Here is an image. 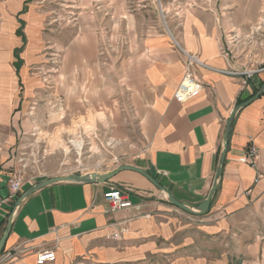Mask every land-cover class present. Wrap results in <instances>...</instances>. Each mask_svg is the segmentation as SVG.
<instances>
[{
  "label": "crops",
  "instance_id": "1",
  "mask_svg": "<svg viewBox=\"0 0 264 264\" xmlns=\"http://www.w3.org/2000/svg\"><path fill=\"white\" fill-rule=\"evenodd\" d=\"M79 5L73 24L48 33L49 40L45 31L52 25L45 24L50 19L37 20L39 34L24 55V87L14 58L19 42L13 38L3 46L0 39V239L12 220L3 253L11 257L5 264H37L38 254L49 250L56 260L46 264L230 263L216 253V263L211 262L208 240L199 243L201 232L187 235L192 227L179 224L182 210L169 202L168 193L193 207L207 199L226 123L238 102L250 99L264 82V74L245 84L213 70L264 60V51H253V0H169L165 32L154 0H138L133 7L132 0ZM173 39L212 68H195L204 88L184 104L174 98L185 66ZM46 41L52 42L49 47ZM39 64L51 74L48 84L30 73ZM89 115L95 119L93 136L107 152L148 172L165 191L124 171L105 184L45 187L15 209L20 197L10 199L8 176L24 143L36 147L33 143L41 140L51 152L46 162L57 170L65 161V129ZM55 137L61 143L57 147L50 144ZM250 146L259 151L254 165L246 162ZM39 183L28 182L23 194ZM113 188H130L133 207L112 212L105 194ZM263 198L264 94L235 117L219 190L209 213L198 218L207 224L202 235L226 237L244 228L242 234L252 236L248 242L239 238L245 249L240 264L263 263L261 243L246 228ZM215 219L221 222L213 224ZM121 230V240H113Z\"/></svg>",
  "mask_w": 264,
  "mask_h": 264
},
{
  "label": "rangeland",
  "instance_id": "2",
  "mask_svg": "<svg viewBox=\"0 0 264 264\" xmlns=\"http://www.w3.org/2000/svg\"><path fill=\"white\" fill-rule=\"evenodd\" d=\"M80 1L85 2L89 0H0L1 42L3 46L8 44L13 38L15 40L17 39L19 42L18 46L15 48L14 58L17 61L15 62V66L20 82V88L24 87L22 84L23 77L21 76V71L25 64L24 55L28 49L31 48V41L34 40V34H39L38 30L41 28V26H39V28L37 27V20L40 18H45L46 20L50 19V21H47L45 24L52 25L49 30L46 29L45 31L47 40H49L48 33L57 34L58 29H66L71 25L70 23L73 24L76 14L79 12L78 6H80ZM137 1L138 0H132V4L135 5L131 6H136ZM187 1L189 0H178V2L182 3H186ZM200 1L201 0H194L195 3H199ZM166 2H169V0H154L157 10L159 11L161 28L164 32L167 31L166 27L168 26ZM255 17L257 22L253 24V51H256L257 49L258 53H261L264 51V0H253V18ZM32 21H34V27H32ZM30 26L35 30L32 31ZM46 27L48 28L49 26ZM46 42L49 44L47 47H49L50 43H52L51 41ZM172 45L173 48L178 50L173 40ZM263 63L264 60H258L255 63L253 62V65L234 70H254ZM30 73L34 76L37 75V77H40L39 79H42L48 84V76L51 74L43 72L40 64L38 67L31 69ZM234 78L241 79L239 77ZM262 84H264V82L258 84L257 88ZM21 92L23 91L20 90V93ZM94 129L95 119L90 115L88 119H74L73 122L69 123V128L65 129L67 133L66 143L62 144L64 145V150L66 151L64 152L66 155L63 156L65 161L63 165L61 163L57 170L53 169L52 166H49L46 162L45 158H47L51 152L49 151V148L42 147L44 143L41 140L33 143L36 144V147L32 146L31 142H29V144L24 143L23 150H21L13 170L17 169L23 171L27 182L35 184L37 182L39 183V181L40 183L43 182L41 180L46 176L49 177L48 180L52 179L50 177L53 175L55 176V173L61 175V177L69 175H86L98 172L115 171L121 166L126 165L125 161H119L113 157L109 152H107L106 147L96 140L97 136H93ZM80 142L82 145L79 148L76 144ZM50 144L53 147L61 145L58 137L50 139ZM127 189L130 190V188ZM178 218L179 224L192 227L188 229L191 230V232L187 235H194L192 232L197 235L198 232H201V234H199L201 236L199 243L201 244L202 242L208 240L207 242L209 243V247L206 250L209 251V253H212L211 262L216 263L213 253H216V256L218 255L219 258L223 256L226 257L227 262L231 261L227 264H240L241 260L245 258V249L240 246L238 241L240 237H242V239L245 237L248 238L245 239L248 242L251 240L249 239V236H252V234L246 232V234L243 235L241 231H244V228L241 231L239 230L236 234H234L235 232L227 233L225 235L226 237H224V234H209L208 236L205 234L202 235L203 227L204 230H206L207 224H205V222H200L198 219L200 217L179 211ZM219 221L220 219H215L212 223H218ZM248 224H250V226ZM247 225L248 226L246 228L253 230V240L257 239L259 243H261L259 257L264 260V198L259 202L258 206L253 209V219L251 222H247ZM147 264L154 263L147 262ZM261 264H264V262Z\"/></svg>",
  "mask_w": 264,
  "mask_h": 264
},
{
  "label": "built area",
  "instance_id": "3",
  "mask_svg": "<svg viewBox=\"0 0 264 264\" xmlns=\"http://www.w3.org/2000/svg\"><path fill=\"white\" fill-rule=\"evenodd\" d=\"M175 46L181 52L184 57L185 62V74L178 86L174 98L176 102L180 104H184L191 100L196 99L203 90V83L198 78L195 68H204V69H212L207 64H205L198 55L187 52L180 44L173 39ZM215 72L230 75L233 77L241 78L245 84H248L251 81H254L261 74H264V63L250 70L237 71L234 69L229 70H217L213 69ZM259 151L256 147L250 146L249 150L246 154V162L250 165H254L258 159ZM26 177L23 171L14 169L10 172L8 176V188L10 192V199L16 200L23 194V189L27 184ZM129 189L122 188H113L110 192L105 194V200L110 206V210L116 211L121 209H129L132 208L133 205L129 200ZM123 235V231L115 232L112 236L113 240H121ZM11 257V254H7L5 256L0 257V264H5L7 260ZM56 260L55 252L52 250L44 251L37 256V264H46L53 263Z\"/></svg>",
  "mask_w": 264,
  "mask_h": 264
},
{
  "label": "water",
  "instance_id": "4",
  "mask_svg": "<svg viewBox=\"0 0 264 264\" xmlns=\"http://www.w3.org/2000/svg\"><path fill=\"white\" fill-rule=\"evenodd\" d=\"M263 94H264V85L260 88L259 92L254 97H251L250 99L244 101L242 104L238 105L233 110V112L231 113V115H230V117L226 123V126H225L222 150H221V153L219 155V160H218L217 169H216V173H215V177H214V182L212 184V187H211V190L208 194L207 199L201 205H199L197 207H193V206H190L188 204L178 202L176 199H174L168 193L169 202L173 206L179 208L180 210H182V211H184L190 215L197 216V217L206 216L209 213L213 197L217 193V191L219 190L220 181H221V178L223 175V168H224V164H225V159H226V155H227V151H228V147H229V138H230L231 128H232V125L234 123L235 117L239 111L248 107L250 104H252L258 98H260ZM124 171H131V172L138 173V174L144 176L147 180H149L158 189L165 191L164 188L148 172H146L142 169L133 167V166L124 165V166H121L120 168H118L117 170L112 171L110 173H106V174L91 173V174H86V175H69V176L57 177V178L45 180V181L37 184L36 186L32 187L31 189H29L24 194H22L17 201L15 209H17L22 204V202L24 200H26L28 197H30L32 194H34L35 192H37V191H39L45 187H48V186H51V185H54L57 183L105 184V183L111 181L119 173L124 172ZM11 230H12V220L10 219L9 224H8L3 236L0 239V257L4 253L6 242L9 238Z\"/></svg>",
  "mask_w": 264,
  "mask_h": 264
},
{
  "label": "trees",
  "instance_id": "5",
  "mask_svg": "<svg viewBox=\"0 0 264 264\" xmlns=\"http://www.w3.org/2000/svg\"><path fill=\"white\" fill-rule=\"evenodd\" d=\"M262 85H264V84H262ZM262 85H261V86H262ZM261 86H260V87H261ZM260 87H258V88L255 87V88H254V93H253L252 97H254V96L259 92V90H260L259 88H260ZM242 103H243L242 101H239V102H238V105H240V104H242Z\"/></svg>",
  "mask_w": 264,
  "mask_h": 264
},
{
  "label": "bare ground",
  "instance_id": "6",
  "mask_svg": "<svg viewBox=\"0 0 264 264\" xmlns=\"http://www.w3.org/2000/svg\"><path fill=\"white\" fill-rule=\"evenodd\" d=\"M77 145V147L79 146V148H80V146L82 145V143L80 142V143H78V144H76Z\"/></svg>",
  "mask_w": 264,
  "mask_h": 264
}]
</instances>
